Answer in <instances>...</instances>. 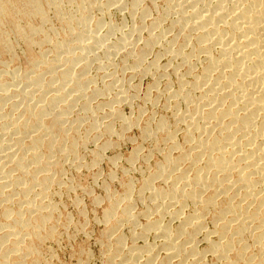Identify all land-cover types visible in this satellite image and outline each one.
I'll list each match as a JSON object with an SVG mask.
<instances>
[{"label":"bare ground","instance_id":"1","mask_svg":"<svg viewBox=\"0 0 264 264\" xmlns=\"http://www.w3.org/2000/svg\"><path fill=\"white\" fill-rule=\"evenodd\" d=\"M145 1L0 0V264L48 262L62 229L54 197L71 189L62 160L83 166L79 140L134 128L164 145L162 159L144 164L137 188L129 174L150 157L138 144L122 167L124 193L109 191L114 172L103 181L100 264H264V0H162L159 17V0ZM112 11L139 21L118 31ZM128 71L154 76L135 116L121 109L140 97L121 82ZM161 99L175 121L152 113L140 126ZM135 189L150 203L141 226Z\"/></svg>","mask_w":264,"mask_h":264},{"label":"rangeland","instance_id":"2","mask_svg":"<svg viewBox=\"0 0 264 264\" xmlns=\"http://www.w3.org/2000/svg\"><path fill=\"white\" fill-rule=\"evenodd\" d=\"M157 3L162 4V5L160 6L157 4L156 5L157 7L155 6L156 8L153 7L151 9V12L153 13V14L152 13L151 14L154 17L155 16L159 17V14L162 12V10L164 8L162 0L157 1ZM143 5L148 6V7L149 6L152 7L150 2L147 0L143 3ZM157 9H159V10H157ZM120 12H122V13H120ZM151 14L149 16H151ZM152 16L149 18L147 17L148 19L145 20V22L147 24L150 23V21L153 19ZM110 20H112V22H110ZM138 21H139V16H136V15L131 16L129 14V12H127V11L113 12V14L107 15V22H110V24L113 23V25H118V26H115L116 28H118V31H119V29L127 31L130 28H132L134 26V24H137ZM123 22H125L126 24ZM52 23L54 25H56V22H55L53 16H52ZM122 24H123L124 29L122 28ZM47 26L49 28L54 27V26H51L49 23ZM54 28H56V27H54ZM144 30H143V35H147V33H148L147 28ZM12 40L14 41V38ZM24 48H25V46L23 43L18 44V42H15V50H16V53L18 54V55L16 54V56L18 58L20 57L19 60H20L21 64L18 63V65L22 67V68L19 67L21 69H24L26 67V63L24 61L25 57L23 56ZM38 51H39V48L36 47L35 52H38ZM151 58H153V55H151L150 59ZM162 59L163 60H160V65L164 66V65H166L167 57L162 58ZM116 62H117V64H118V62L120 64L121 58H117ZM92 70H93L94 75H97V71L94 69H92ZM169 71L172 72L171 68H169ZM125 73H122L123 76H122L121 82H122V80H123V82L125 81L124 84H123V82H122V84L126 88H129L130 93H132L133 89L139 85L140 97H137L138 98L137 100L135 99L136 104L134 105L133 110L131 107H129L128 104H124V103L122 104L121 109H122L124 114H131L132 116L134 114V116H135L137 111H139L145 104L142 97L144 96L145 92H147L149 90V88L151 87V85H152L151 83L154 79V76L152 74H148V75H146V77L140 76V77H137L136 79H131L130 78V71L125 72ZM164 100L165 99H161V100H159V102H157L155 104L154 103L151 104L149 102L147 103L148 106L146 108H144L145 110L143 112L144 117H141L140 121H139L140 126H143L147 122V119L151 118L152 113L154 114L155 119L160 117L161 115H166V116L168 115V117L170 116L169 118L171 121L172 120H173V122L175 121L176 118L174 116L175 114H173V112H174L173 108L170 106L165 108L164 107V105H165ZM140 106H142V107H140ZM168 108H170V109H168ZM133 111H134V113L132 114ZM141 120H143V121H141ZM152 122H155V120L153 119ZM85 129L86 128L84 126L82 128V131H85ZM180 134L182 135V132L178 133L179 136H181ZM117 136L118 135H116V136L113 135L112 137L102 136L101 137L102 139H101L100 137L94 138L93 135H91V136L89 135V137L87 136L88 140L84 141L86 144H84V142L82 140L81 141L79 140V143L81 144V145L80 144L78 145L79 152H80L79 158L80 159L82 158V159L81 160L78 159V160L81 163H84L83 166H76V164L73 163V160L70 158L69 159L65 158L62 160L63 166L65 168L63 171L62 178H65L66 181L69 183V185L71 186V189H70L71 191L69 190V192H64L63 193L64 195L62 194L61 196L58 195V196L54 197L55 198L54 199L55 205H56V203H57V205L59 204L58 206L56 205L57 210H58V208L61 209V210H58V218L61 221V222L59 221L60 223L58 225H60L62 229L60 232L61 235L58 237L57 241L52 243L51 245H49L48 252H47V254L45 253L46 260L48 261L46 264H51V262L53 264V261H54V264H79L81 260H89V262L91 264H100V258L102 255L101 254L102 244L99 242L101 241L100 238H101V235H103L105 226H104V224H99V223L102 222L103 212L107 209V206H108L109 201H110L108 199V196L106 193L107 187L104 186L105 184H103L105 182V180L107 179L108 173L114 172L113 174L115 175V177L117 176L115 181L110 185L111 189L109 188L110 189L109 191H111L112 193H114L115 195L118 196V195H121V193L122 194L124 193L123 192V185H122V183H123L122 172L124 171V169L122 167L124 165L128 166L129 161L127 158L132 154L136 145L139 144L141 147L143 145L142 151H141V153L143 155H145L147 152H150V157H149L150 159L148 158L146 160V162L149 160L148 161L149 163L148 162L146 163L142 160H139L138 162H136L134 164L136 169H134V171L129 174L130 178H132V181H134L133 183H134V185H136L137 188H139L138 185L141 183L140 178L142 179V177H143V176H141L142 171H143V170L141 171V169L143 168V166H145L144 164H146L149 168H152V167H154V165L161 162L162 154H163L162 150L164 148V145L161 146L160 149L158 148L159 150L155 149L157 144H158V141H153V142H151L150 140L144 141V139H142V133H141V130L139 128L131 129L130 132H126L125 134H122V136H118V137ZM111 140H113V141H111ZM148 141H149V143H148ZM106 143H107V145H106ZM111 143H113V144H111ZM110 147H112V148H110ZM151 147L153 148V151H152ZM96 148H98V149H96ZM97 151H98V154H97ZM157 152H158V154H157ZM151 153L152 154L154 153L153 154L154 156ZM155 153H156V155H155ZM151 155H152V157H151ZM101 156L104 157L103 158L104 160L102 159ZM89 159H91V160H89ZM95 159H98L99 165L95 166L96 168L93 166V168H94L93 169L91 166L93 165V161ZM83 160H85V162ZM119 160H121V161H119ZM67 161L68 162L70 161V163H67ZM113 163L114 164L116 163V166L118 169L116 167H114L115 165H113ZM121 163H123V164L121 165ZM67 164H69V166ZM100 166H101V168H99ZM126 166H124V167H126ZM150 166H152V167H150ZM76 167L78 169H80L81 167H83V168H81L82 170L80 169V172H79L78 170L76 171V169H77ZM64 174L67 175V178L64 177V176H66ZM72 174H74L75 176ZM97 177H98L99 181H98ZM74 189L76 192L74 191ZM134 192L135 193H133L132 199H133V201L136 200L134 202L137 204V206H135V204L133 205V206H135L133 209L134 210L133 214L134 213L135 214L137 213L136 215L139 214L138 215L139 216V218H138L139 222L138 223L141 226V223H143L142 221H144V218L142 217L143 213H141V212L147 210L150 203H149V200L147 198H145V200L144 199L138 200L137 196H139V195H138L137 189H135ZM96 200H98L100 203L98 201L96 202ZM59 211H61L62 213ZM59 214L61 217H59ZM71 216H72L73 220H72V218H70ZM62 222H64V223H62ZM70 222H72V223H70ZM84 227H85V230H84ZM68 229H69V231H68ZM122 233L130 236L131 235L130 233H132V231L128 227L127 228L125 227L124 229H122ZM150 240H152V239H149L148 242ZM140 242L142 243V239L138 243L141 244ZM82 245H84V246H82ZM81 251H83V252L81 253ZM86 256H88V257H86ZM89 256H90V258L91 257L92 258L90 259ZM84 257H86L87 259Z\"/></svg>","mask_w":264,"mask_h":264}]
</instances>
